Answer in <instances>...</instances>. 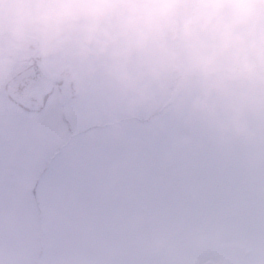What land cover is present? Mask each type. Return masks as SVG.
Wrapping results in <instances>:
<instances>
[{
	"label": "rangeland",
	"instance_id": "1",
	"mask_svg": "<svg viewBox=\"0 0 264 264\" xmlns=\"http://www.w3.org/2000/svg\"><path fill=\"white\" fill-rule=\"evenodd\" d=\"M20 68L0 63V118L19 117L0 119V264L242 261L237 245L264 246V124L236 138L180 98L135 117L118 98L76 104V120L104 113L80 130L57 120L58 95L54 120L21 122L38 102Z\"/></svg>",
	"mask_w": 264,
	"mask_h": 264
},
{
	"label": "clouds",
	"instance_id": "2",
	"mask_svg": "<svg viewBox=\"0 0 264 264\" xmlns=\"http://www.w3.org/2000/svg\"><path fill=\"white\" fill-rule=\"evenodd\" d=\"M17 59L99 75L130 117L180 98L237 134L264 124V0H0V63Z\"/></svg>",
	"mask_w": 264,
	"mask_h": 264
},
{
	"label": "flooded vegetation",
	"instance_id": "3",
	"mask_svg": "<svg viewBox=\"0 0 264 264\" xmlns=\"http://www.w3.org/2000/svg\"><path fill=\"white\" fill-rule=\"evenodd\" d=\"M16 61L21 63V68L18 69V75L21 78V86L30 83L28 85V88L30 91L32 90L31 93L35 94V98L38 102L36 107L37 110H35V108L26 109L28 108V106L26 104H22L25 107L22 108L23 110L34 112L27 113V116H20V118H22L21 122H23L25 119L29 121L36 120V122L38 123H40V121L46 122V120L48 119L54 120L58 113L57 108L55 107V105H57L56 102L58 100L60 104L61 115L58 113L57 120L59 118V120L65 122L69 127L70 125L74 126V124H78L77 129L82 130L83 128L81 127V124L89 123L90 119L99 120L104 117V113L101 114L99 111H91V113L94 112L100 114L98 117H95L89 116L90 111L82 110V113H79L82 115V117L79 120H76V115L70 112L78 110L79 107L76 106V104L80 103V105L83 107L92 108L94 106L96 107L105 105L107 102L115 101L119 98L110 95V93H114L113 89L99 75L84 76L79 82V84L76 87H73V85L66 83L65 81H63L62 78H60L61 76L58 70L55 68L44 67L43 65L37 64L36 62L31 60L17 59ZM19 85L20 82L17 83V87H19ZM53 99H55V101ZM9 100H14L12 99L11 93L9 94ZM174 101L157 109V112L161 113L162 111H164V107H170ZM198 118L199 120H202L204 116L199 114ZM0 119H3V121H9L10 119H16L19 121V117L17 115L10 116V111L7 112L4 116L2 115ZM113 119L116 118L114 117ZM211 122L214 124L218 123L213 120H211ZM99 123L100 120L98 123L94 122L92 124ZM255 136H258L256 132ZM72 137L73 135L70 134L66 138ZM241 137L248 138L249 136L247 134L241 136V134L236 133V138ZM56 151H58V149H54L53 145H50L49 152L51 153L49 154V160L52 158L53 155H55ZM237 247L239 249H233L232 252L236 255H241L245 258V260L238 261L235 256H233L234 259L223 261L221 259H217L214 254H210L207 255L205 258L196 261V264H204L206 261H211L215 264H264V246H259L255 249L250 248L247 245H244V247L241 248L237 245ZM252 250L259 252V254L261 255L260 260L254 258L253 254L251 253Z\"/></svg>",
	"mask_w": 264,
	"mask_h": 264
},
{
	"label": "water",
	"instance_id": "4",
	"mask_svg": "<svg viewBox=\"0 0 264 264\" xmlns=\"http://www.w3.org/2000/svg\"><path fill=\"white\" fill-rule=\"evenodd\" d=\"M204 264H215V263L211 261H206Z\"/></svg>",
	"mask_w": 264,
	"mask_h": 264
}]
</instances>
